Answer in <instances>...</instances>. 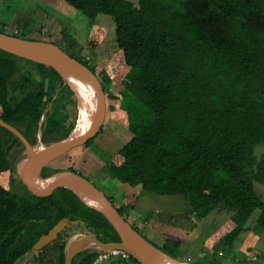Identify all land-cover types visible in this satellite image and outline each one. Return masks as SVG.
I'll return each mask as SVG.
<instances>
[{"label":"trees","instance_id":"trees-1","mask_svg":"<svg viewBox=\"0 0 264 264\" xmlns=\"http://www.w3.org/2000/svg\"><path fill=\"white\" fill-rule=\"evenodd\" d=\"M65 1L90 21L88 49H96L107 35L95 23L98 15H109L115 23L117 50L104 61L101 83L106 99L114 102L106 109L108 123L125 126L132 135L105 161V177L169 198L181 195L195 224L214 210L229 213L231 221L206 240L215 255L201 256L209 264H221L219 252H233L256 210V229L264 230V192L256 186H264V155L255 154L264 144V0ZM71 47L77 48V56L63 50L92 70L80 53L84 46ZM21 62L40 74L31 78V88L27 75L22 81L13 79ZM62 85L52 67L0 49L3 121L36 132ZM62 92L53 104L60 103L63 116L47 112L44 120L45 134L57 140L70 133L77 119L74 92L68 85ZM105 123L83 146L93 142ZM11 140L18 141L0 125V264H15L64 217L82 222L101 242L120 241L104 215L67 188L46 195L26 188L27 195L12 192L8 177L13 164L6 148ZM111 201L143 235L129 220L133 204ZM150 242L179 259L166 245ZM97 256L95 250L85 251L72 264H93ZM117 259L140 264L131 256ZM64 262L61 244L55 264Z\"/></svg>","mask_w":264,"mask_h":264},{"label":"rangeland","instance_id":"rangeland-1","mask_svg":"<svg viewBox=\"0 0 264 264\" xmlns=\"http://www.w3.org/2000/svg\"><path fill=\"white\" fill-rule=\"evenodd\" d=\"M132 1L137 3L138 0ZM3 23H6L5 27ZM95 23L104 26L107 29V35L96 49L91 50L85 46L91 27L89 19L65 0H0V28L7 34H16L30 40L52 42L74 56H77L78 50L71 45L84 46L80 51L82 57L85 58L82 60L103 82L104 61L109 60L117 50L115 23L111 16L104 14L98 15ZM20 66L22 69H34L26 62H21ZM61 88L62 86L56 91L58 92ZM64 94L62 92L57 101H61ZM106 102L107 108L114 103L109 100ZM70 107L71 105L67 109ZM46 110L52 115L63 116L60 103L52 105L50 102ZM117 113L124 114L125 112L118 109ZM109 116L110 111L105 117L106 123L103 130L93 142L88 146H76L70 152H66L67 155L64 154L62 157V163L68 164L69 157L80 161L75 164L74 168L78 173L80 172L81 176L93 182L106 196L111 197L116 206L130 201L133 204V210L129 215V220L137 225L138 230L148 240L157 245H166L180 260L185 261L190 257L191 264H198L197 262L209 264L207 258L201 257L202 252H208L209 256H205L208 258H212L215 253L210 251L206 240L231 221L230 214L226 211L214 210L195 224L190 219L191 212H187L185 208L187 203L182 200L181 195L169 198L170 196L146 191L141 187L132 188L116 183L105 177V161L117 152L132 135L125 126L109 124L107 121ZM43 122L44 118L40 123L43 124ZM255 154L259 158L264 155V144L256 147ZM55 165L54 161L49 167L53 168ZM57 165L59 166L60 163ZM256 186L260 193L264 192V186L257 183ZM188 207L192 210L190 206ZM258 213L259 210L253 212L246 223V230L235 241L233 252H228L227 256L223 255L221 264H264V230L258 232L256 229ZM175 241H178L177 245L174 244ZM112 263L131 264L129 261L113 257L103 262V264Z\"/></svg>","mask_w":264,"mask_h":264},{"label":"water","instance_id":"water-1","mask_svg":"<svg viewBox=\"0 0 264 264\" xmlns=\"http://www.w3.org/2000/svg\"><path fill=\"white\" fill-rule=\"evenodd\" d=\"M0 49L46 67H52L60 75L64 85H68L74 92L77 101V119L70 133L64 138L34 146L16 127L0 118V125L15 134L26 147L17 166L20 179L36 195H46L53 189L61 187L71 190L86 206L101 212L120 238L118 242H101L93 232L84 227L83 231H78L67 239L65 264H72L75 256L88 250H95L98 253L124 251L140 264H164L167 260L186 264L185 261L167 254L141 235L120 215L111 199L103 191L77 172L61 170L48 176L41 175L42 168L50 161L76 146L84 145L99 132L106 116L107 99L97 75L52 42L30 40L0 32ZM81 92L91 97L93 116L87 125L77 131L82 107ZM78 222L68 218L58 221L47 233L38 238L32 245L31 251L37 253L46 244L53 242L61 231Z\"/></svg>","mask_w":264,"mask_h":264},{"label":"flooded vegetation","instance_id":"flooded-vegetation-1","mask_svg":"<svg viewBox=\"0 0 264 264\" xmlns=\"http://www.w3.org/2000/svg\"><path fill=\"white\" fill-rule=\"evenodd\" d=\"M23 75L24 76L27 75L29 77L28 78L29 80H27L26 86L28 88H31V84L33 81V80H31V78L33 76H39L40 74L34 69H29V68L22 69V70L14 72V74H13L14 81H16V80L22 81V78L24 77ZM46 82H47V80H46ZM63 86L64 85H62V88L59 89L58 92L56 91L57 92V94L55 93L56 96L54 95L52 97V105H53V101H55L58 98L59 93L62 92ZM13 87H14V85H13ZM23 91L24 90H21V92H23ZM63 93H65V92H63ZM46 113H47V110H46L45 115L43 117L44 120H45ZM45 124H46L45 122H43V124L39 123V126L37 127L36 132H33V133L31 131H29L23 125L21 126V128L16 127V126H14V127H16L24 135V137L27 139V141L31 145L34 146L38 143H46V142H51V141L57 140L56 137L47 136L45 134L47 132V126ZM40 130H41V134L39 135ZM13 135H15V134H13ZM17 139H18V141H15V140H11L9 142L6 141V144H7L6 148L8 150L7 155L9 158H11V163L13 164V170H11L9 173L8 183H9V188L12 192H14L18 195H27L26 190H29V189L24 185V183L20 179L19 174H18V170H17L18 163L22 159L23 153H24L26 147H25V144L18 137H17ZM63 156H64V154L62 156L57 157L53 161H50L46 166H44V168H42V170H41V175L42 176H48L50 174H53V173L61 171V170H70V169L73 170V172L78 173V171L74 168V166L77 162H80V161H78L77 159H73L74 157H72V158L69 157V159H68L69 163L64 164V163H62L63 162V159H62ZM54 161H55L56 165L53 168L49 167L50 164ZM57 163H60V165L58 166ZM78 174H80V172ZM25 188H26V190H24ZM66 218H68V217H64L62 219H66ZM62 219H60V220H62ZM68 219L72 220V221L74 220V219H70V218H68ZM74 221H76V220H74ZM80 226H81V223L78 222V223L74 224L72 227H68L67 229H64L63 231H61V233L58 234L57 238L53 242L46 244L44 247L39 249L37 251V253H33L31 250L27 251L24 255H22V257H20L17 260V262H15V264H55L60 245L63 244L64 253H65V244H66L67 239L72 234L78 232V230H80V231L84 230V228L82 226L81 227ZM76 257L77 256H75L74 259H76ZM64 264H65V262H64Z\"/></svg>","mask_w":264,"mask_h":264},{"label":"bare ground","instance_id":"bare-ground-1","mask_svg":"<svg viewBox=\"0 0 264 264\" xmlns=\"http://www.w3.org/2000/svg\"><path fill=\"white\" fill-rule=\"evenodd\" d=\"M81 114H80V119H79V124L77 126V131L81 130L85 125H87L90 121V119L93 116V103L91 100V97L85 95L84 93L81 92ZM89 203L90 200L86 199ZM164 264H177L173 261L167 260L164 262Z\"/></svg>","mask_w":264,"mask_h":264},{"label":"built area","instance_id":"built-area-1","mask_svg":"<svg viewBox=\"0 0 264 264\" xmlns=\"http://www.w3.org/2000/svg\"><path fill=\"white\" fill-rule=\"evenodd\" d=\"M207 255L206 252H203L201 256H205ZM220 256H223L224 253L222 251L219 252ZM129 254L124 252V251H119V250H114L111 251L110 253H98V256L95 258L93 264H100L102 263L104 260L110 259V257L113 258H124V259H129ZM192 259L188 258L185 262L186 264H191Z\"/></svg>","mask_w":264,"mask_h":264},{"label":"crops","instance_id":"crops-1","mask_svg":"<svg viewBox=\"0 0 264 264\" xmlns=\"http://www.w3.org/2000/svg\"><path fill=\"white\" fill-rule=\"evenodd\" d=\"M203 253V252H202ZM202 255V254H201ZM188 258H190V257H188ZM188 258H186V260L188 259ZM113 264V263H112Z\"/></svg>","mask_w":264,"mask_h":264},{"label":"clouds","instance_id":"clouds-1","mask_svg":"<svg viewBox=\"0 0 264 264\" xmlns=\"http://www.w3.org/2000/svg\"><path fill=\"white\" fill-rule=\"evenodd\" d=\"M184 261V260H183ZM186 261V260H185Z\"/></svg>","mask_w":264,"mask_h":264}]
</instances>
